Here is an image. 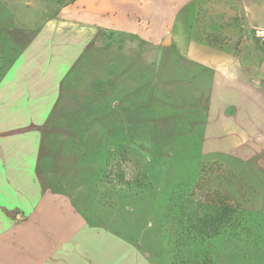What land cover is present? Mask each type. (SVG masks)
<instances>
[{
  "label": "crops",
  "instance_id": "1",
  "mask_svg": "<svg viewBox=\"0 0 264 264\" xmlns=\"http://www.w3.org/2000/svg\"><path fill=\"white\" fill-rule=\"evenodd\" d=\"M215 3L235 9L239 35L212 24L197 32V16ZM17 7L0 0V264H156L139 241L86 219L44 169L46 126L99 29L183 40L184 78L201 87L185 134L200 136L203 156L264 174L261 0H73L35 30L18 26ZM203 32L225 44L201 41Z\"/></svg>",
  "mask_w": 264,
  "mask_h": 264
},
{
  "label": "rangeland",
  "instance_id": "2",
  "mask_svg": "<svg viewBox=\"0 0 264 264\" xmlns=\"http://www.w3.org/2000/svg\"><path fill=\"white\" fill-rule=\"evenodd\" d=\"M14 2L20 16L18 26L35 30L56 16L49 15L47 0ZM234 10L227 4H210L208 17L199 13L193 25L197 32L200 26L216 25L234 38L239 35ZM141 25L146 29L151 27ZM112 32L99 29L83 44L87 47L85 57L80 67L77 62L73 64L78 71L76 81L64 91L54 117L46 126L49 157L44 159V169L54 187L70 199L72 194L86 191L80 186L92 177V153L89 145L82 144V136L122 134L132 146L125 147L128 161L123 166L127 173L147 162L152 177L164 191L179 175L191 172L201 161L222 178L232 171L234 189L237 184L242 196H250L248 208L264 217V174L259 167L219 156H203L198 148L200 136L185 134L188 118L199 115L191 110L201 87L197 81L184 78L185 60L178 52L184 41L170 39L164 45L162 40ZM222 42L225 44V39ZM78 147L83 151L79 152ZM76 152L87 154L84 163L88 166H82V157ZM151 206L149 200L126 201L119 211L111 210L101 220L125 237L139 241L156 264H168L165 250L156 244L152 233L154 225L147 215ZM93 210L96 208L91 206ZM87 213L91 215L89 210ZM221 263L228 264V259L224 257ZM256 264H264V244Z\"/></svg>",
  "mask_w": 264,
  "mask_h": 264
},
{
  "label": "trees",
  "instance_id": "3",
  "mask_svg": "<svg viewBox=\"0 0 264 264\" xmlns=\"http://www.w3.org/2000/svg\"><path fill=\"white\" fill-rule=\"evenodd\" d=\"M47 1L50 16L73 2ZM198 36L210 45L223 43L216 34L203 32ZM88 136H82L81 142L89 145L92 153V177L80 186L86 191L70 196L86 219L104 224L101 218L111 210L119 211L126 201L149 200L152 206L147 215L154 225L152 233L156 244L165 250L168 264H222L224 257L228 264H256L264 244V217L248 208L250 196H242L237 184L234 189L232 171L222 178L209 165L198 161L191 172L179 175L163 191L147 162L127 173L123 166L128 161L125 147L132 146L125 135ZM77 150L83 151L81 147ZM76 154L81 155L82 166H88L84 163L87 154ZM90 205L96 210L91 211Z\"/></svg>",
  "mask_w": 264,
  "mask_h": 264
},
{
  "label": "built area",
  "instance_id": "4",
  "mask_svg": "<svg viewBox=\"0 0 264 264\" xmlns=\"http://www.w3.org/2000/svg\"><path fill=\"white\" fill-rule=\"evenodd\" d=\"M257 36L261 37L264 40V32L257 31Z\"/></svg>",
  "mask_w": 264,
  "mask_h": 264
},
{
  "label": "water",
  "instance_id": "5",
  "mask_svg": "<svg viewBox=\"0 0 264 264\" xmlns=\"http://www.w3.org/2000/svg\"><path fill=\"white\" fill-rule=\"evenodd\" d=\"M170 41L169 37H166L163 41H162V44H167L168 42Z\"/></svg>",
  "mask_w": 264,
  "mask_h": 264
}]
</instances>
